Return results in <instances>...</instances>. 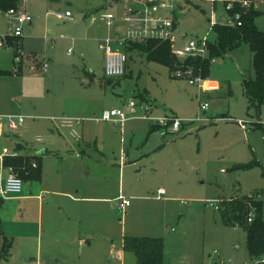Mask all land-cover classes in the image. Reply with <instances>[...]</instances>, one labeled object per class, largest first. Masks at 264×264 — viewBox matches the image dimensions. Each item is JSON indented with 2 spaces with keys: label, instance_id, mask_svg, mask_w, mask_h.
<instances>
[{
  "label": "rangeland",
  "instance_id": "obj_1",
  "mask_svg": "<svg viewBox=\"0 0 264 264\" xmlns=\"http://www.w3.org/2000/svg\"><path fill=\"white\" fill-rule=\"evenodd\" d=\"M256 2L264 11V0ZM183 4L177 46L192 37L214 41V19L231 21L224 0ZM127 5L21 0L16 7L25 8L32 21L24 23L14 48L0 47L2 67H10L13 54L17 68L23 61L21 72L0 76V153L7 147L38 163L43 156V176L24 178L22 191L4 198L0 213L14 245L2 264H135V253L123 252L129 235L163 237L165 264H254L246 231L226 224L215 207L230 197L264 192V104L256 115L243 85L255 74L253 52L245 43L215 57L208 76L194 73L209 78L204 87L138 49L128 53L124 75L109 77L100 45L123 27ZM67 9L74 20L49 12ZM109 10L117 27L102 19ZM257 24L264 30V13ZM11 26L0 7V35L10 34ZM18 48L23 57L16 62ZM182 63L176 67H190ZM135 95L153 102V120L135 118L123 127L96 120ZM203 100L209 103L205 111ZM167 114L182 119L181 130L163 134L157 120ZM9 115L24 122L11 128ZM255 159L260 165L236 168ZM120 195L131 200L125 211Z\"/></svg>",
  "mask_w": 264,
  "mask_h": 264
},
{
  "label": "built area",
  "instance_id": "obj_2",
  "mask_svg": "<svg viewBox=\"0 0 264 264\" xmlns=\"http://www.w3.org/2000/svg\"><path fill=\"white\" fill-rule=\"evenodd\" d=\"M183 1L187 2L188 0H124L123 2H127L128 5L123 14V27L116 29L113 35H107L103 38L100 45L105 50V74L109 77H118L125 74L129 59L127 46L131 42H142L150 39L168 40L172 44L173 54L181 62H184L182 64H185V59L187 58L198 57L204 59L210 56L209 40L206 37H192L178 46L175 44L177 11L182 8ZM252 2L256 3V0ZM252 2L244 0L241 4L249 6ZM234 5L235 1L233 0L228 1L226 4L227 10L231 14L229 24H241V13L236 10L233 11ZM6 12L10 16L11 33L0 35V47L10 46V37L20 38L23 35L24 23L32 21V15L24 9L11 7ZM49 12L63 20H74V14L71 10H50ZM102 19L105 20L109 27H117L115 24L116 15L113 11L109 10L104 13ZM91 20L96 21V17L91 16ZM214 23H216L215 19ZM22 57L23 50L18 48V54L15 57L16 62L22 61ZM214 60L215 57H212L211 61ZM48 66V62L45 61L43 63L44 70ZM175 71H177V76H184L190 83L201 87H204L209 80L203 75L194 74L195 71L191 66L186 67V69L176 67ZM153 106V102L150 100L142 101L141 99L131 98L123 106L104 109L101 116L96 117V120L110 121L122 127L128 120L135 118L153 120L154 118L151 114ZM208 106L207 100L200 101V109L202 111H205ZM197 118L200 119L202 117L198 115ZM23 121L24 119L21 116L9 115V124L12 128H17ZM237 122L244 129L248 128L246 120L238 119ZM157 123L162 126L163 132L179 131L183 125L182 119L174 114H167L161 117L157 120ZM17 156H22V153L20 151L10 152L7 147H4L0 153V196L3 198L11 193H20L22 191L24 178L18 174L13 166L6 164L7 158ZM31 163L33 167L38 165L36 160H31ZM5 172H7L6 178L4 177ZM164 191V189H160V193ZM119 198V207L122 211H125L127 206L131 204V200L124 195H120ZM214 202L216 201H211V203ZM215 207L220 209L221 205L215 204ZM253 216L254 214H250V221Z\"/></svg>",
  "mask_w": 264,
  "mask_h": 264
},
{
  "label": "trees",
  "instance_id": "obj_3",
  "mask_svg": "<svg viewBox=\"0 0 264 264\" xmlns=\"http://www.w3.org/2000/svg\"><path fill=\"white\" fill-rule=\"evenodd\" d=\"M115 4L124 0H102ZM225 5L230 0H224ZM235 5L233 11L241 13V24H226L216 22L213 30L216 38L209 40L210 56L207 58H188L185 60L195 72H201L208 76L211 72V58L222 57L247 43L253 52L254 76L244 78V91L248 99L249 108L254 109L256 115L261 114L264 104V30L257 24V18L264 12L259 9L253 0L249 6L242 5L244 0H233ZM21 0H0V7L5 11L11 7H17ZM106 7V6H105ZM12 38H9L11 42ZM138 49L146 53L148 60L164 63L171 70L176 68L179 60L172 52V44L168 40L150 39L142 42H131L127 51ZM11 71L0 67V75L9 74ZM140 97V96H139ZM142 98V97H141ZM146 99V98H144ZM261 126V124H256ZM155 127V126H154ZM31 156H17L6 159V164L11 165L25 179H40L42 177V164L32 166ZM260 165L255 159L251 164H242L236 168H249L251 165ZM264 192H256L252 195L232 197L222 200L221 207L223 220L228 225H239L247 233V248L254 264H264ZM4 198L0 196V210ZM250 214H254L250 221ZM14 238L7 235L0 213V264L7 259L11 253ZM123 248L132 251L137 257L136 264H165L166 251L163 237L129 235L124 238Z\"/></svg>",
  "mask_w": 264,
  "mask_h": 264
},
{
  "label": "crops",
  "instance_id": "obj_4",
  "mask_svg": "<svg viewBox=\"0 0 264 264\" xmlns=\"http://www.w3.org/2000/svg\"><path fill=\"white\" fill-rule=\"evenodd\" d=\"M256 4V6L260 9V7H259V3L257 4V2L255 3ZM184 8V4L182 5V8L181 9H183ZM20 9H24V10H26L25 8H20ZM68 10V9H67ZM262 10V9H261ZM263 11V10H262ZM264 12V11H263ZM74 19H75V17H74ZM226 24H229V23H226ZM19 40H20V38H19ZM186 42V41H185ZM183 43V42H182ZM181 43V44H182ZM10 46H12V48H14L13 46H14V44H16V40H15V38H12V40H11V42H10ZM21 44L23 45V42L21 41ZM14 52H15V49H14ZM130 53V52H129ZM0 67L1 68H3V69H6V70H9V71H11V73H9V74H5V75H13V74H15V73H18V72H21L22 71V69H23V61L21 62V66H20V68H17L16 66H15V63H14V54H13V59H12V61H11V65H10V67H8V68H6V67H2L1 65H0ZM5 75H0V76H5ZM136 96V95H135ZM132 98H134V97H132ZM136 98L137 99H141V98H139V97H137L136 96ZM142 110V109H141ZM153 110V109H152ZM152 110H151V112H152ZM142 112V111H141ZM218 116V115H217ZM24 122V121H23ZM22 124V123H21ZM262 126V125H261ZM11 127V126H10ZM19 127V126H18ZM17 127V128H18ZM264 127V126H263ZM12 128V127H11ZM166 133H168V132H164L163 134H166ZM83 152H85V151H83ZM47 153V151H45L44 150V152H43V154H46ZM31 154V153H30ZM39 158V160L41 161V164H42V158H43V156H41V155H39V157H37V159ZM42 170H43V165H42ZM42 176H43V172H42ZM42 178V177H41ZM119 197V196H118ZM86 198H93L92 196H89V197H86ZM96 198V197H95ZM230 198H232V197H230ZM111 199H115V197H113V198H111ZM229 199V198H228ZM7 234V233H6ZM8 235V234H7ZM123 244H124V240H123ZM14 245V244H13ZM126 250H124V248H123V252H125ZM136 261H137V257H136ZM136 261H135V264H136ZM253 261V260H252ZM253 263H255L254 261H253Z\"/></svg>",
  "mask_w": 264,
  "mask_h": 264
},
{
  "label": "water",
  "instance_id": "obj_5",
  "mask_svg": "<svg viewBox=\"0 0 264 264\" xmlns=\"http://www.w3.org/2000/svg\"><path fill=\"white\" fill-rule=\"evenodd\" d=\"M219 115H224V114H219ZM43 152H44V150H43Z\"/></svg>",
  "mask_w": 264,
  "mask_h": 264
}]
</instances>
